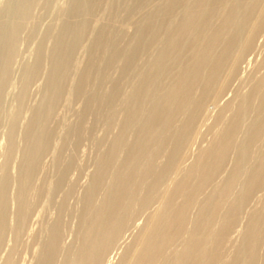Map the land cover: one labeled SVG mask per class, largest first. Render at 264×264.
Returning a JSON list of instances; mask_svg holds the SVG:
<instances>
[{"label": "bare ground", "instance_id": "bare-ground-1", "mask_svg": "<svg viewBox=\"0 0 264 264\" xmlns=\"http://www.w3.org/2000/svg\"><path fill=\"white\" fill-rule=\"evenodd\" d=\"M58 1L0 4V251L6 236L14 238L4 264H15L39 202L56 214L35 231L32 264H108L142 215L117 264H264V74L246 77V93L233 90L234 100L215 110L213 136L203 134L212 137L208 145L181 166L207 103L225 93L254 51L264 0ZM37 9L52 17L43 33ZM23 34L38 44L14 81ZM38 79L43 85L30 106ZM8 88L18 90L9 106ZM84 142L93 171L73 209L77 184L69 176L82 171ZM67 215L77 218L70 244L63 240Z\"/></svg>", "mask_w": 264, "mask_h": 264}, {"label": "rangeland", "instance_id": "rangeland-1", "mask_svg": "<svg viewBox=\"0 0 264 264\" xmlns=\"http://www.w3.org/2000/svg\"><path fill=\"white\" fill-rule=\"evenodd\" d=\"M4 1L5 0H0V4H2V3H4ZM58 1V0H57ZM59 3L58 4H62V2L63 3H65L66 2V0H60V1H58ZM38 10H40V11H38ZM43 11V10H42ZM41 11V9H37L35 12H36V15H38V14H40V18H39V22H38V30H39V33H40V31H41V33H43L44 32V30L48 27V25H50L51 23H52V17L51 16H49L48 14H46V13H44V11L42 12ZM45 15V16H44ZM39 17V16H38ZM49 17V18H48ZM51 18V19H50ZM48 20H50V21H48ZM49 22V23H48ZM51 22V23H50ZM47 25V26H46ZM41 27V28H40ZM43 29V30H42ZM263 29H264V27H263ZM262 31H264V30H262ZM262 31H261V33L260 34H262ZM260 34L256 37V39H258V40H256L255 39V42H258L257 44L260 46H263L264 47V37H262V36H264L263 34H264V32H263V34H262V36H260ZM26 35H24L23 34V36H22V38H21V40H20V43H19V46H18V49H19V55H18V57H17V59L15 60V62H14V65H13V79H15L14 81H17L18 80V78H19V67L21 66V64H23V63H26V62H30V61H32L33 60V56H31V53L30 52H32V51H34L35 52V50L36 49H34V48H37V45L36 44H38V42L36 41V40H34V39H29V38H27V36L25 37ZM262 37V38H261ZM25 38V39H24ZM26 38H27V40H26ZM30 40H34V41H30ZM263 40V41H262ZM262 41V42H261ZM33 42H36V43H33ZM260 43V44H259ZM256 44V43H255ZM254 44V45H255ZM255 45L254 46V48H253V53H252V51H250V54L251 55H248V53L246 54V57L243 59L244 61L242 62L241 61V63H239V67H240V69H238V74L239 75H236V77H232L229 81L231 82L230 83V85L231 86H229L228 88L226 87V90H225V93L223 92L221 95H223V94H225V95H227V96H221V95H218L219 97H217L216 96V98H213V100H216V102L218 103V104H216V102L215 101H213V100H211V101H209L208 103H207V105H206V111H204V114H203V119L201 118V120L202 121H199V123H198V125L201 127V126H206V127H199L198 125H197V128H196V131H195V133H194V135H197V136H193V138H192V140L190 141V143L188 144V148H186V149H188L187 150V152H188V155H185V154H187V152H186V150H185V154H184V158L183 159H187L188 157V160H182V162H181V166H182V168L183 169H186V168H188L190 165H191V163L194 161V158H195V156L194 155H196V152H199V151H197V150H200L201 149V147L203 148V147H205V145H208V143L210 142V138H212V137H210L211 135L210 134H212V136H213V133H212V129L214 128L213 126L215 125V118H216V116H217V112H219L220 110H221V108L223 109V107H225L224 105H227L226 103L229 101H232V100H234V97H235V95H234V93H235V91L237 92V91H241L242 93H246V90L248 89H250V87H249V84H248V80L246 81V83H247V85H248V87H247V85L245 86V84L246 83H244L243 81H245L246 80V77L249 79L250 77H252V76H261L262 74H264V73H262V71L264 72V70L262 69V68H264V66L262 67V62H263V60H264V54H263V51H264V48L262 47L261 49L259 48V46L258 45ZM260 46V47H261ZM256 47V48H255ZM32 49V50H31ZM263 49V50H262ZM262 50V51H261ZM258 51V52H257ZM33 52V53H34ZM259 52H260V54H259ZM33 53H32V55H33ZM254 54V55H253ZM262 54V55H261ZM247 56H248V58H247ZM251 56V57H250ZM30 57V58H29ZM32 57V58H31ZM254 58V59H253ZM28 59H30L29 61H28ZM258 59V60H257ZM249 61V62H248ZM259 64V65H258ZM244 66V67H243ZM248 66H249V68H248ZM258 66V67H257ZM262 68H261V67ZM15 67V68H14ZM238 67V68H239ZM242 68V69H241ZM248 68V69H247ZM257 68H260V69H262V71L260 70V69H257ZM250 69V70H249ZM256 69L258 70V73H256L257 71H256ZM18 70V71H17ZM240 70V71H239ZM252 70H253V72H252ZM261 72H260V71ZM245 73V74H244ZM248 73V74H247ZM250 73V74H249ZM256 73V74H255ZM18 74V75H17ZM245 75V76H243V75ZM247 74V75H246ZM248 75L250 76V77H248ZM18 76V77H17ZM238 76V77H237ZM15 77V78H14ZM234 78V79H233ZM239 78H240V80H239ZM243 78H245V79H243ZM232 80V81H231ZM235 80V81H234ZM242 80V81H241ZM39 81H41V82H39ZM237 81V82H236ZM229 83V82H228ZM240 83H241V85H240ZM243 83H244V86H243ZM236 84V85H235ZM42 85H43V80L42 79H38L37 81H35L32 85H31V88H30V97H29V105L30 106H33L34 104H36L37 103V100H38V98H39V92H40V89H41V87H42ZM229 85V84H228ZM227 85V86H228ZM241 88H240V87ZM235 87H237V88H235ZM238 87H239V89H238ZM244 87V88H243ZM247 87V89H245ZM243 88V89H242ZM12 89V90H11ZM15 90V88H8L7 89V93H6V96H5V103H6V105L7 106H9V105H11V104H13V101H14V98H15V96H16V94H17V88H16V90ZM234 89H238V90H235V91H233ZM10 90V91H9ZM243 90V91H242ZM245 90V91H244ZM247 90V91H248ZM9 91V92H8ZM226 91H227V94H226ZM229 91V92H228ZM11 92V93H10ZM16 92V93H15ZM229 94V95H228ZM236 94V93H235ZM234 95V96H233ZM221 97V99H218V98H220ZM223 97V98H222ZM13 98V99H12ZM217 99H218V101H217ZM224 99H227V100H224ZM34 100V101H33ZM224 100V101H223ZM215 102V103H214ZM214 103V104H213ZM221 103V104H220ZM214 105V106H213ZM220 105V106H219ZM208 110V111H207ZM217 112H216V111ZM61 111V112H60ZM205 112H208L207 114L208 115H206V113ZM214 112V113H213ZM28 113V114H27ZM229 112H227L226 114L227 115H230V113L228 114ZM24 114H26L25 115V117L26 116H28L29 117V112H25ZM212 114V115H211ZM58 116L59 117H66V118H68V119H72V116L69 114V113H67V112H65L64 110H62V109H59L58 110ZM208 116V117H207ZM215 116V117H214ZM28 117L27 118H24V115H23V118L22 119H24V120H22V122L24 121H26L25 119H28ZM207 117V118H206ZM204 124H203V123ZM208 122H210V123H208ZM201 123V124H200ZM205 123H207V125H205ZM212 123V124H211ZM213 123H214V125H213ZM23 125V124H22ZM209 125H210V127H209ZM212 125V126H211ZM1 127H5V125L4 126H0V128ZM208 127V129H206ZM211 127H213V128H211ZM206 129V130H205ZM204 132H205V136H206V134H207V136L208 135H210L209 137L210 138H207V137H205L203 134H204ZM207 132V133H206ZM210 134H209V133ZM3 138V139H2ZM6 130L3 128H1L0 129V164H1V161H3L2 160V155H3V153H4V150H5V147H4V145L6 146V144H4L3 142H6ZM198 138V139H197ZM197 139V140H196ZM194 140H196V141H194ZM204 140V141H203ZM193 141V142H192ZM202 142V143H201ZM203 142H207L206 144L205 143H203ZM86 143V144H85ZM84 144V145H83ZM81 146H80V148H79V155H80V163L82 164V165H84L83 167L85 168V169H83V167H82V171H84V173L82 172V171H73L74 173H73V175H72V173L70 174L71 175V177L69 176V178H70V180L71 181H74V182H76V192H75V194L69 199V204H71L72 203V208L73 209H77L78 208V199H75L77 196L78 197H80V195L82 194V192H83V190H84V188H85V185H87V181H89V179H90V176H89V174L91 175V172L93 171V166L91 165V161H89V160H91L90 159V157H92L93 156V150H92V148L90 147V143L89 142H84ZM89 144V145H88ZM200 144H205L204 146H200ZM86 145V146H85ZM84 146V147H83ZM82 147V148H81ZM194 147V148H193ZM200 147V148H199ZM90 148V149H89ZM190 148V149H189ZM89 149V150H88ZM92 150V151H91ZM192 151H194V152H192ZM194 153V154H193ZM198 154V153H197ZM78 155V156H79ZM20 156V153H17L16 154V159L13 161V163L11 164V167H10V170H11V168H13V170L11 171V175L13 176V177H15V174H16V176L18 175V173H17V170L18 169H16V167H17V164H16V166H15V163H17L16 161H18V157ZM192 156V157H191ZM48 157V158H47ZM50 155H47L44 159V164H46V167H49V164H50ZM192 158V159H191ZM86 162V164H85V162ZM192 161V162H191ZM90 162V163H89ZM185 162H186V164H185ZM231 163V162H230ZM230 163H229V166H230ZM14 164V165H13ZM90 164V165H89ZM13 165V166H12ZM87 166V167H86ZM92 169H91V168ZM18 168V167H17ZM87 168V169H86ZM91 171H90V170ZM82 174H81V173ZM80 173V174H79ZM84 174V175H83ZM86 174V175H85ZM89 177V178H88ZM72 178H73V180H72ZM88 179V180H87ZM84 184V185H83ZM15 186V185H14ZM84 187V188H83ZM15 187H13V185L11 186V190H10V192L12 193V195L14 194V191H15V189H14ZM82 188H83V190H82ZM14 190V191H13ZM59 196V197H58ZM57 197L58 198H56V199H60V197H61V194H59ZM76 196V197H75ZM39 203H41V202H39ZM39 203H37L36 204V206H35V210H36V213L33 211V213L31 214V216H30V218H29V225L30 226H27L28 228L26 229L27 231H25V232H27L26 234L24 233L23 234V238H22V242H24L25 244L23 245H20V247H19V251H18V253L16 254V257H14V259L17 261H15V264H32V262H34L35 261V258H34V256H36V254H37V252H38V246L39 245H37L38 244V239L37 238H35V234H37L35 231H37L38 229H39V227L41 226V225H43V222H51V219L53 218V217H55V215H54V213L56 212L55 210H56V208H54V209H51V208H53V207H51V208H48V211L46 212L45 210V212H43V210L42 209H44L43 207H42V203L39 205ZM14 204V203H13ZM12 203H11V205H12V207H10V211H14V208H15V206L13 205ZM253 204H255V202H253ZM252 204V205H253ZM40 207H39V206ZM153 206H155V205H153ZM37 207V208H36ZM156 207V206H155ZM155 207H152V209H151V207H150V209H149V212L150 213H152V212H154L155 211ZM39 208H41L40 210H42V211H40L39 210ZM37 209H38V211H37ZM49 209H51V210H49ZM152 210V211H151ZM40 211V212H39ZM49 211H51V213L49 212ZM55 211V212H54ZM39 212V213H38ZM41 212H43V213H41ZM37 213H38V215H37ZM40 213L41 214H44V213H46V214H44V216L43 217H41V216H39L40 215ZM49 213V214H48ZM148 213V212H147ZM12 216H13V214L12 213H10ZM54 216H53V215ZM56 214V213H55ZM11 215H10V219H11ZM47 215V216H46ZM70 215H72V214H70ZM70 215H67V217H65V221H69V227H68V225H67V228H66V230H65V234H64V236H66V237H64V243L66 244H70V242L72 243V241H73V239L75 238V230H76V227H77V225H75L74 223H76L77 224V218L73 215V218H74V220L72 219V217L70 216ZM147 215V214H146ZM52 216V217H51ZM34 217H35V219H34ZM45 217H47V219L45 218ZM48 217H50L49 218V220H48ZM146 218L147 216H145V215H142V217L140 216V220H137V221H135V229L136 230H134V227L133 226H131L130 227V230L128 229V231H126V232H124V234H123V236H122V238L124 239H121L119 242L120 243H118V245L114 248V251L112 250L109 254H108V258H107V261H108V264H117L118 263V261H119V259H120V255L123 253L122 251H121V249L124 251V249H125V246L127 245V244H129L130 243V241H131V243L134 241L133 239H135V237L139 234V231H141V228H142V226L144 225L143 224V222L144 221H142V220H144V218ZM44 220H42V219ZM45 218V219H44ZM14 219V218H13ZM13 219H11L10 221H11V223H13L12 221H13ZM69 219H71V220H69ZM138 219V218H137ZM146 220V219H145ZM40 221H42V223L40 222ZM75 221V222H74ZM141 221H142V224H141ZM140 222V223H139ZM32 223V224H31ZM66 223H68V222H66ZM73 223V224H72ZM145 223V222H144ZM134 224H132V225H134ZM139 225V226H138ZM243 225H244V222H241L240 223V225H239V229H242L243 228ZM36 227V228H35ZM133 227V228H132ZM41 228V227H40ZM132 228V229H131ZM138 229H139V231H138ZM40 230V229H39ZM38 230V231H39ZM69 230V231H68ZM138 232V233H135V232ZM35 232V233H34ZM130 232V233H129ZM29 233V234H28ZM30 233L33 235L32 236V238H30L29 236H31L30 235ZM34 233V234H33ZM132 233H135V234H133L132 235ZM9 234V233H8ZM11 234V233H10ZM69 234V235H68ZM233 234H238V231H236V233L234 232ZM13 235L11 234V235H8V236H6V240H5V243L6 244H4V248H2V250L0 251V254L1 253H3V254H1V256L0 257H2V259L0 258V262H1V264H4V257H6L7 258V254L8 253H6V252H9L10 251V249H11V247H12V243L14 242V238L12 237ZM132 236H134L133 238H132ZM238 235H235V236H233V237H237ZM70 238V239H69ZM30 239L32 240V242L30 241ZM36 239H37V241H36ZM130 239V240H129ZM132 239V240H131ZM236 239V238H235ZM72 240V241H71ZM13 241V242H12ZM68 241V242H67ZM34 242V244L31 246V244ZM126 242V243H125ZM128 242V243H127ZM27 243V244H26ZM122 243V244H121ZM12 244V245H11ZM36 244V245H35ZM11 245V246H10ZM27 245V246H26ZM30 245V246H29ZM7 246V247H6ZM8 247H10V248H8ZM119 247V248H118ZM124 248V249H123ZM34 251H33V250ZM117 249V250H116ZM20 253V254H19ZM35 253V254H34ZM19 254V255H18ZM3 255V256H2ZM110 258V259H109ZM117 260V261H116ZM34 264V263H33ZM59 264V263H58Z\"/></svg>", "mask_w": 264, "mask_h": 264}]
</instances>
